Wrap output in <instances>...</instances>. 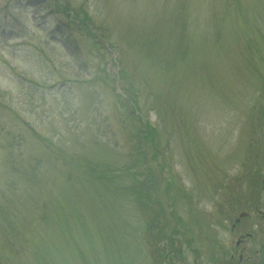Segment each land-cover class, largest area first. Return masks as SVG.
<instances>
[{
	"label": "rangeland",
	"instance_id": "1",
	"mask_svg": "<svg viewBox=\"0 0 264 264\" xmlns=\"http://www.w3.org/2000/svg\"><path fill=\"white\" fill-rule=\"evenodd\" d=\"M0 264H264V0H0Z\"/></svg>",
	"mask_w": 264,
	"mask_h": 264
},
{
	"label": "trees",
	"instance_id": "2",
	"mask_svg": "<svg viewBox=\"0 0 264 264\" xmlns=\"http://www.w3.org/2000/svg\"><path fill=\"white\" fill-rule=\"evenodd\" d=\"M123 94H125L126 95V99H127V101L128 102H130V93H129V91L126 89V91L123 93ZM119 96H120V94H119ZM132 106H133V108H134V106H135V103L134 104H132ZM129 116L130 117H132V119L133 120H137L138 121V123H140L139 124V127L141 126V128H140V130H138L137 131V133H136V138L138 139V142H140L141 141V136L145 139V136H146V141L147 140H149V139H151V142L153 143V144H157V142H158V140H159V137L157 136L158 135V133H157V131H155V130H152V132L151 133H148V134H151L152 136H150V135H148L146 132V130L145 129H143V127H145V128H150L151 129V127H150V124H149V122H147V121H144L143 120V116L141 115V114H139V112H138V109L136 108L135 109V111H132V113L131 114H129ZM141 123L143 124V126L141 125ZM153 128H155V127H153ZM139 131H141V132H145L146 134H144V135H139L138 134V132ZM160 141V140H159ZM138 153H139V157L145 162V161H147V159L144 157V155H143V152L140 150V147H138ZM91 168H92V166H90ZM93 169V168H92ZM146 179L147 178H145V179H143V180H136V182H134L133 184H132V186H130V187H132V189H128V193H129V195H127V196H130V197H132L131 199L134 201V203L136 202L137 203V205H138V211H140L141 212V210L142 209H140V205H139V203H138V201L140 202V203H143L145 206H147V204H148V206H152V205H154L155 203H158L159 201H158V199H156V198H154V197H152V194H151V187L149 186L151 183H145L146 182ZM149 186V187H148ZM37 189H33L32 188V190H31V192L33 193L34 191H36ZM130 190H132L133 192L131 193L130 192ZM134 194L136 195V197H137V199H138V201H136L137 199L134 197ZM158 206H159V209L157 210V211H155V212H157L155 215H154V218H153V220H155L157 217H159V215H160V213L161 212H163V207L160 205V204H157ZM24 207V206H23ZM28 208V207H27ZM12 210V209H11ZM160 235V234H159ZM162 236V235H161ZM163 237V236H162ZM180 248L179 247H177V249L176 250H179ZM181 250V249H180ZM179 250V251H180Z\"/></svg>",
	"mask_w": 264,
	"mask_h": 264
}]
</instances>
